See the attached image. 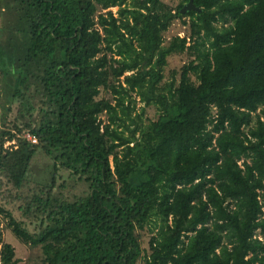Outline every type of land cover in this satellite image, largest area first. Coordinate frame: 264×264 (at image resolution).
Here are the masks:
<instances>
[{"label": "trees", "instance_id": "1", "mask_svg": "<svg viewBox=\"0 0 264 264\" xmlns=\"http://www.w3.org/2000/svg\"><path fill=\"white\" fill-rule=\"evenodd\" d=\"M187 1L0 0L1 90L30 116L0 130V193L43 216L0 203V264H264V0ZM37 152L50 182L21 194Z\"/></svg>", "mask_w": 264, "mask_h": 264}, {"label": "rangeland", "instance_id": "2", "mask_svg": "<svg viewBox=\"0 0 264 264\" xmlns=\"http://www.w3.org/2000/svg\"><path fill=\"white\" fill-rule=\"evenodd\" d=\"M166 3L175 7L178 5L180 0H165ZM111 10H116V7L110 8ZM186 26L181 23L179 19L175 20L169 29L165 32V38L169 39L174 34L178 33L182 35L185 33ZM189 60V57L185 53L174 54L167 58V63L163 68V81H170L172 72H175V77H178V73L180 67ZM1 86L3 84L0 82V130L10 127L12 128L13 124L18 126H22L24 122L29 121L30 116L25 115V117H21L19 115V103L17 101L13 102L8 100L2 93ZM101 96H105L111 98L109 93L102 92ZM139 103L136 106V109L140 111ZM138 112V111H136ZM158 115L157 109L154 106L145 107V111L143 113L142 119L144 122L147 120H154ZM25 133V132H23ZM52 170V161L42 152H37L33 159L31 160L29 171L27 173V184L22 188L21 194H32L31 188L36 186H43L46 183L50 182V172ZM59 182L66 180L67 187L62 188V197L66 199H73L74 197H78L84 194L86 189V185L83 182H75L76 184L71 185V181H69L68 172L61 170L59 172ZM57 193V190L54 188V191ZM0 193V203L4 202L5 206L9 208L16 218V220L22 223V226L26 227L31 233L38 232L41 226V220L43 218L42 214H38L36 212H32L28 215L23 213V209L20 208L21 202L18 201L13 196L5 197ZM20 195V194H19ZM57 195H59L57 193ZM3 240L5 242L10 243L15 249V255L17 258L22 260L23 262L27 259H31V261H36L39 249L34 248L31 249L29 246L21 243L9 230L3 229ZM149 235L146 233L143 234L141 245L143 248H147V241Z\"/></svg>", "mask_w": 264, "mask_h": 264}, {"label": "water", "instance_id": "3", "mask_svg": "<svg viewBox=\"0 0 264 264\" xmlns=\"http://www.w3.org/2000/svg\"><path fill=\"white\" fill-rule=\"evenodd\" d=\"M190 10L199 11V8L194 5L193 0H188L186 3H184L180 8V13H185Z\"/></svg>", "mask_w": 264, "mask_h": 264}, {"label": "built area", "instance_id": "4", "mask_svg": "<svg viewBox=\"0 0 264 264\" xmlns=\"http://www.w3.org/2000/svg\"><path fill=\"white\" fill-rule=\"evenodd\" d=\"M23 136H24V138H26L27 140H29L32 143H35L37 141L36 137L33 134H31L30 132L23 133ZM10 144H15V142L14 141H6L4 143V147H8Z\"/></svg>", "mask_w": 264, "mask_h": 264}]
</instances>
